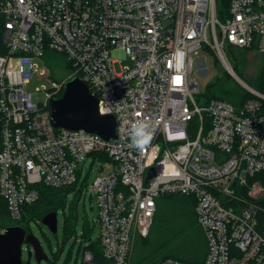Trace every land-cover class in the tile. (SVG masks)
Masks as SVG:
<instances>
[{
  "label": "built area",
  "instance_id": "obj_1",
  "mask_svg": "<svg viewBox=\"0 0 264 264\" xmlns=\"http://www.w3.org/2000/svg\"><path fill=\"white\" fill-rule=\"evenodd\" d=\"M0 20V199L15 225L40 184L73 185L91 156L100 169L89 190L105 263L130 264L158 197L183 194L196 201L205 258L158 264H264V93L227 58L234 50L264 54V0H228L220 12L217 0H0ZM46 50L63 54L70 78L86 84L100 114L115 117L114 138L52 124L49 100L68 79L26 89ZM201 50L245 87L241 104L204 100L193 74ZM137 120L154 130L143 151L131 143ZM81 264H95L90 250Z\"/></svg>",
  "mask_w": 264,
  "mask_h": 264
},
{
  "label": "trees",
  "instance_id": "obj_2",
  "mask_svg": "<svg viewBox=\"0 0 264 264\" xmlns=\"http://www.w3.org/2000/svg\"><path fill=\"white\" fill-rule=\"evenodd\" d=\"M227 1L217 0L219 12L227 6ZM5 51L0 20V54L5 53ZM44 56L47 57L50 67L53 66L52 62L55 65L59 63V59H57L59 54H55L54 51L46 50ZM64 63L68 66L66 60ZM235 65L236 63L233 62V68L236 69ZM226 81H228L227 74H221V76H217L210 81L203 93L204 100L219 98L236 105L241 104L247 98V94H244L243 98L238 99L239 88L233 85L224 86L221 84ZM255 88L264 93V66H262L261 72L256 78ZM194 123L195 121L192 122V124ZM100 158L108 159L103 153ZM38 187V198L34 202L23 206L21 219L17 222L18 225L26 222L29 224L32 219L40 221L48 212L56 211L66 205V188H52L41 184ZM195 203L196 201L192 195L167 194L158 197L148 235L135 239L130 264H158L167 257L190 263L203 261L207 252V242L203 230L196 221ZM76 220L77 214L75 210L66 214L64 219L65 236L62 243L75 231ZM9 225H15V222L9 217L3 199H0V230ZM29 230L28 227L27 232ZM89 231L90 227L87 225V221L84 220L83 241H90ZM27 246L29 247V245ZM85 249L92 252L95 264H107L102 256L99 239L90 242L88 246H83L82 252ZM60 250L54 255L55 258L58 257Z\"/></svg>",
  "mask_w": 264,
  "mask_h": 264
},
{
  "label": "rangeland",
  "instance_id": "obj_3",
  "mask_svg": "<svg viewBox=\"0 0 264 264\" xmlns=\"http://www.w3.org/2000/svg\"><path fill=\"white\" fill-rule=\"evenodd\" d=\"M55 54H59L57 56L59 63L55 65L51 61L52 67L49 66V61L45 56L43 60H34L38 64V71L30 76L29 83L26 87L28 91L35 92L37 88L44 90L51 87L52 80L64 82L70 78V69L64 63V55L59 52H55ZM227 58L235 74L243 82L255 88L256 78L260 74L262 66H264V54L247 50H234L231 54L228 52ZM195 59L197 63L193 74L197 78L203 92H205L206 86L215 77L221 76V74H227L228 81L221 83L222 85H233L239 88L238 99L243 98V95L248 93L245 87L227 71L223 63L218 58L214 60V57L209 52L201 50ZM199 59L204 60L205 67ZM233 62L236 63V69L233 68ZM127 63H129V60L124 58L120 63H115L114 67L116 71H120L121 66ZM39 99H44L42 92L39 93ZM99 172V163L94 161L91 156H88L83 161V169L78 173L77 182L65 189L66 205L56 210V232L49 230L41 221L35 219L30 220L29 231L40 242L47 259L43 258L38 262L33 254L31 245L29 248L26 243H23L21 245V264H81L82 247L88 246L90 242L96 241L99 235L97 198L89 190L91 183ZM74 210L77 214L75 231L62 243L65 236V216ZM84 220L87 221V225L90 227V241H83ZM29 250L32 252L30 257L28 256ZM59 250L58 257L55 258L54 255Z\"/></svg>",
  "mask_w": 264,
  "mask_h": 264
},
{
  "label": "water",
  "instance_id": "obj_4",
  "mask_svg": "<svg viewBox=\"0 0 264 264\" xmlns=\"http://www.w3.org/2000/svg\"><path fill=\"white\" fill-rule=\"evenodd\" d=\"M50 120L56 127L83 129L93 132L104 139L115 137L116 120L112 114H100L98 100L90 93L79 77L68 79L60 96L49 100ZM49 230L56 232V211L45 214L41 220ZM29 224L9 225L0 231V264H21V245H31L33 254L39 262L47 256L38 239L27 232ZM27 232V233H26ZM32 252L28 251L30 257ZM28 264V263H27Z\"/></svg>",
  "mask_w": 264,
  "mask_h": 264
},
{
  "label": "clouds",
  "instance_id": "obj_5",
  "mask_svg": "<svg viewBox=\"0 0 264 264\" xmlns=\"http://www.w3.org/2000/svg\"><path fill=\"white\" fill-rule=\"evenodd\" d=\"M184 53L179 51L175 54V69L182 71ZM154 139V130L147 120H137L131 125V143L132 146L143 151L151 145Z\"/></svg>",
  "mask_w": 264,
  "mask_h": 264
},
{
  "label": "snow or ice",
  "instance_id": "obj_6",
  "mask_svg": "<svg viewBox=\"0 0 264 264\" xmlns=\"http://www.w3.org/2000/svg\"><path fill=\"white\" fill-rule=\"evenodd\" d=\"M176 79H177V82H179V77H177Z\"/></svg>",
  "mask_w": 264,
  "mask_h": 264
},
{
  "label": "flooded vegetation",
  "instance_id": "obj_7",
  "mask_svg": "<svg viewBox=\"0 0 264 264\" xmlns=\"http://www.w3.org/2000/svg\"><path fill=\"white\" fill-rule=\"evenodd\" d=\"M27 233V232H26ZM29 248H30V246H29Z\"/></svg>",
  "mask_w": 264,
  "mask_h": 264
}]
</instances>
